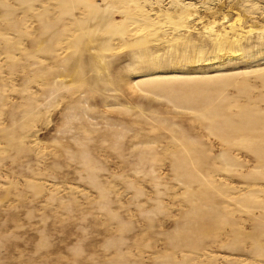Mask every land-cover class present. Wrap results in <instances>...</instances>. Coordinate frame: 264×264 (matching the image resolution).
<instances>
[{"label":"rangeland","instance_id":"obj_1","mask_svg":"<svg viewBox=\"0 0 264 264\" xmlns=\"http://www.w3.org/2000/svg\"><path fill=\"white\" fill-rule=\"evenodd\" d=\"M0 264H264V0H0Z\"/></svg>","mask_w":264,"mask_h":264}]
</instances>
